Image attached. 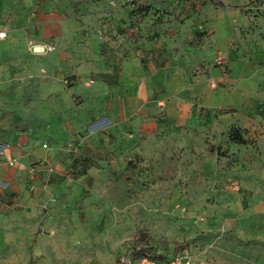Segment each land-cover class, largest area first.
<instances>
[{"label": "rangeland", "instance_id": "374dc122", "mask_svg": "<svg viewBox=\"0 0 264 264\" xmlns=\"http://www.w3.org/2000/svg\"><path fill=\"white\" fill-rule=\"evenodd\" d=\"M54 23L63 31L45 36ZM0 26L9 32L0 41V145L16 147L1 135L18 133L56 171L39 175L38 196L27 173L25 200L0 177V264H120L139 226L167 257L264 264V0H0ZM57 38L147 61L181 54L201 70L208 61L242 74L252 91L239 108L211 107L185 124L137 130L102 117L72 135L80 113L68 69L56 66L66 50L54 56ZM50 115L59 137L38 132Z\"/></svg>", "mask_w": 264, "mask_h": 264}, {"label": "crops", "instance_id": "0c3cea01", "mask_svg": "<svg viewBox=\"0 0 264 264\" xmlns=\"http://www.w3.org/2000/svg\"><path fill=\"white\" fill-rule=\"evenodd\" d=\"M213 26L215 25H210L209 28L212 30ZM62 31V25L54 23L47 27L44 35H57ZM6 39L8 37L0 41ZM57 39L54 56H61V52H64L61 49L63 45L66 50L56 66L57 69H68L69 90L71 94L77 95L72 102L79 109L78 114L80 113L73 120L69 131L72 135H78L87 123L91 125L102 117L110 119L113 124L117 122L120 127L126 123L132 124L137 130H152L162 123L185 124L199 112L211 107L231 105L239 108L245 101V96L252 91L242 74L225 73L222 68L208 61L202 62L204 68L201 70L203 65L195 66V62L181 54L171 61L164 53L147 61L136 56L126 58L122 51L113 50L112 53L99 44H95L94 50H91L86 42L66 40L63 43L60 38ZM226 48L222 45L223 50ZM145 51L149 58L150 51ZM212 78L220 82L215 87L211 86ZM51 115L49 128L43 127L38 132L49 138L59 137L61 130L54 126L58 120ZM77 117L79 118L76 119ZM97 128H88L87 136L90 137ZM1 136L16 144V147L0 154V177L11 182V194L21 196L24 200L28 197V173L29 177H33V195H40L39 175L48 176L56 172L55 167L50 171L46 165H41L36 171L31 170L37 159L46 157V151L38 143L33 149L26 151L27 140L18 133H3ZM11 158L18 159L16 164H9ZM10 203V200H6L3 205L12 209ZM27 203L31 204L32 199ZM8 234L11 233L6 232L5 236L8 237Z\"/></svg>", "mask_w": 264, "mask_h": 264}, {"label": "built area", "instance_id": "2783aa9c", "mask_svg": "<svg viewBox=\"0 0 264 264\" xmlns=\"http://www.w3.org/2000/svg\"><path fill=\"white\" fill-rule=\"evenodd\" d=\"M7 37H8V30L5 27L0 26V39H4ZM47 48L49 50H53L54 46L52 44H47ZM44 146L47 147L48 144L45 143ZM5 147L6 145H0V154H3L5 152L6 149ZM16 162H17L16 158H11L9 160L10 165H14ZM41 165L48 166L50 171L53 170V166L46 157L37 159V161L32 165L31 170L36 171L38 170V167H40ZM120 264H199V263L195 261L188 252H182L177 255H174L168 260H159L149 255L132 257L130 255L123 253L120 256Z\"/></svg>", "mask_w": 264, "mask_h": 264}, {"label": "trees", "instance_id": "16d2710c", "mask_svg": "<svg viewBox=\"0 0 264 264\" xmlns=\"http://www.w3.org/2000/svg\"><path fill=\"white\" fill-rule=\"evenodd\" d=\"M232 137L238 142H244L245 140L237 130L233 131ZM174 244L176 248L182 247V242L180 241H174ZM122 246L124 248L123 253L132 257L149 255L159 260H168L171 258L159 252V246L155 244L151 232L143 226H139L133 237L126 240Z\"/></svg>", "mask_w": 264, "mask_h": 264}]
</instances>
